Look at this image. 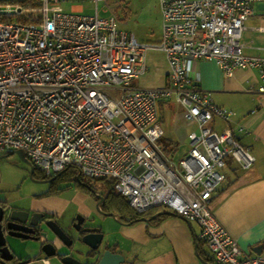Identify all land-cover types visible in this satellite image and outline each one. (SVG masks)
<instances>
[{"label":"built area","instance_id":"2783aa9c","mask_svg":"<svg viewBox=\"0 0 264 264\" xmlns=\"http://www.w3.org/2000/svg\"><path fill=\"white\" fill-rule=\"evenodd\" d=\"M76 0H0V151L21 150L46 177L75 168L113 181L137 214L164 208L196 224L217 264H264L245 254L211 211L227 159L254 162L228 127L234 112L198 86L196 61L228 76L256 70L264 94V57L247 55L245 23L264 0H159L160 44L144 45L115 16L62 8ZM165 58V84L135 85L149 72L147 53ZM174 101L196 126L174 161L164 153L159 104ZM44 264L46 262L44 261Z\"/></svg>","mask_w":264,"mask_h":264},{"label":"crops","instance_id":"0c3cea01","mask_svg":"<svg viewBox=\"0 0 264 264\" xmlns=\"http://www.w3.org/2000/svg\"><path fill=\"white\" fill-rule=\"evenodd\" d=\"M70 9L85 11L84 6L78 4H72ZM253 9V14L245 23L241 43L245 54L264 57V3L254 4ZM167 71L164 72L162 85L165 84ZM193 73L199 77V88L211 93L215 105L234 112L228 122L215 120L214 128L228 127L254 158L248 168L241 167L233 160L231 167L234 170L226 166V179L219 184L212 197V214L245 254L257 255L253 249L261 246L259 256L264 258V94L257 91L259 74L256 70H235L228 76L214 61L204 60L193 64ZM177 118L173 139L188 143L187 135L195 131L196 126L184 121L181 114ZM163 132L159 143L167 152H171V143L175 141L165 137L164 129ZM91 193L76 194L79 203L77 212L85 220H95L94 225L100 227L109 249L123 256V264H217L206 244L199 241L200 229L196 224L178 216L158 215L152 218L164 211L163 208H154L143 214V219L148 221L130 222L129 212L132 209L128 203L124 208L115 197L98 194L103 197L104 203L97 208L99 198ZM0 202L6 203L9 208L30 209L50 215L59 224L69 207V200L61 193L50 192L26 206L15 207L1 198ZM101 211L115 216L113 218ZM40 233L42 241L53 238L51 233L47 237ZM7 243L14 256L13 264L30 259L38 252L37 243L31 239L8 237ZM61 253L85 261L81 250L64 248ZM46 259V264H53L52 260Z\"/></svg>","mask_w":264,"mask_h":264},{"label":"rangeland","instance_id":"374dc122","mask_svg":"<svg viewBox=\"0 0 264 264\" xmlns=\"http://www.w3.org/2000/svg\"><path fill=\"white\" fill-rule=\"evenodd\" d=\"M72 4L83 5L86 15L94 14V4H90L86 0H76L72 3L63 4V10L69 11ZM98 10L101 16H115L118 28L134 35L139 43L153 46L161 43L162 18L159 0H104L98 3ZM147 61L149 72L135 80L134 84L144 87L162 85L164 72L167 70L164 56L159 51L149 50ZM177 117H180V111L174 101L165 102L164 108H160V122L166 132L165 137L175 141L171 143L173 144L171 152H167L165 149L164 151L174 161H178L188 148V143H183L176 138L173 139L172 135L177 124ZM10 153L11 151H0V198L15 207L26 206L34 199L46 194L50 184L39 181L42 180L38 178L42 173L38 169L35 168L34 172L31 173V165L20 160L16 154ZM72 178L71 181L56 180L52 185L53 188L71 186L61 192V195L69 200V207L59 222L67 229L74 224L80 214L77 212L79 203L76 194L83 193L85 195L92 192L79 183L77 177L73 176ZM75 179L77 184L73 182ZM82 179L83 183L89 184L94 189L95 195L107 194L114 188L113 184L107 181L89 180L84 177ZM113 193H116L115 190ZM117 200L119 201L118 198ZM122 201L124 202L123 206H125L126 202ZM119 203L121 204L120 201ZM81 253L83 254L82 250Z\"/></svg>","mask_w":264,"mask_h":264},{"label":"water","instance_id":"95a60500","mask_svg":"<svg viewBox=\"0 0 264 264\" xmlns=\"http://www.w3.org/2000/svg\"><path fill=\"white\" fill-rule=\"evenodd\" d=\"M10 154H16L20 160L31 165V173L34 172L35 167L26 158L23 151L15 150L11 151ZM79 176L78 174L77 181L81 183ZM53 177L55 178L39 181L50 183L57 176ZM84 186L91 189L86 184ZM92 192H94L93 189ZM95 197L99 198L97 203V208H99L100 204L104 203L103 197L99 195H95ZM101 213L113 218L115 216L113 213L104 211ZM158 215L177 216L164 210L152 218ZM143 220L148 221V219ZM94 224V219L85 220L79 215L74 224L67 229L53 219L45 217L43 213H32L30 209L9 208L6 203H0V264H13L14 256L7 243L8 237L31 239L37 243V254L30 259L18 262V264H40L34 260L37 261L41 256L52 260L53 264H123V256L109 249L100 227ZM40 232L46 237L51 233L53 238L42 241ZM64 248L82 250V257L85 261H79L71 255L61 253ZM261 248V246L256 247L253 252L259 255Z\"/></svg>","mask_w":264,"mask_h":264},{"label":"trees","instance_id":"16d2710c","mask_svg":"<svg viewBox=\"0 0 264 264\" xmlns=\"http://www.w3.org/2000/svg\"><path fill=\"white\" fill-rule=\"evenodd\" d=\"M165 104V102L164 101H161L160 102V104H159V110H160V108H162L163 107V105ZM163 150H164V148H163ZM166 150V149H165ZM232 163H233V161H232V159L231 158H229V159H227V161H226V166L228 167V168H230L231 170L233 169L231 166H232ZM33 165V164H32ZM234 170V169H233ZM70 173V175L68 176V174ZM78 174H79V172H78V170H76L75 168H68V169H66V170H64V171H62L61 173H58L56 176H57V179L56 180H61V179H64V180H66V181H68V180H72L73 178V176L74 177H77L78 176ZM53 177V176H52ZM39 179H48V178H51V177H46L45 175H43V174H40V176L38 177ZM83 177L80 175L79 176V181L82 183V184H85V183H83V179H82ZM95 180H98V181H104V182H109V183H112L113 184V181H109V180H107V179H104V178H100V179H95ZM73 182H76V179L73 181ZM55 183V182H54ZM53 183V184H54ZM78 182H76V184H77ZM52 184V185H53ZM86 185L88 186V187H90L91 188V186L89 185V184H87L86 183ZM114 186V185H113ZM70 186H68V187H66V188H69ZM113 188V187H112ZM115 189L113 188L112 189V191H110V192H107V195L108 196H113V197H115L116 199L118 198L119 199V201L121 202V205H123V201L122 200H124L126 203H127V201H126V199L124 198V197H122L121 195H119V194H117V193H113V191H114ZM59 191V190H58ZM56 194V193H55ZM107 198V197H106ZM130 208V207H129ZM160 208V207H159ZM131 209V208H130ZM164 209V208H163ZM130 211V210H129ZM128 211V212H129ZM133 211V210H132ZM132 211H130L129 212V221L131 222H134V221H140V220H143V214H137V213H135V212H132ZM199 241H201V240H199Z\"/></svg>","mask_w":264,"mask_h":264},{"label":"flooded vegetation","instance_id":"af4514ba","mask_svg":"<svg viewBox=\"0 0 264 264\" xmlns=\"http://www.w3.org/2000/svg\"><path fill=\"white\" fill-rule=\"evenodd\" d=\"M52 178H55V177H51V178H48V179H52ZM48 179H42V180H48ZM56 179H57V177H56ZM56 179H54L53 181H51L50 183H48V184H50V188H49V190L47 191L48 193L50 192V193H58V194H60L63 190H66V189H68V188H53V186H52V184L54 183V182H56ZM82 184V183H81ZM68 187V186H67ZM71 187V186H70ZM69 187V188H70ZM89 189V188H88ZM59 190V191H58ZM97 201H99V199L97 200ZM0 203H3V202H0ZM34 212H38V211H32V213H34ZM38 213H41V212H38ZM44 214V213H43ZM45 215V214H44ZM45 217H47V218H51L52 219V216H50V215H45ZM46 259V258H45ZM44 258H42V257H40L39 259H37V261L36 260H34V262H38V263H40V264H44V260H45ZM47 260V259H46ZM18 264V263H17Z\"/></svg>","mask_w":264,"mask_h":264}]
</instances>
